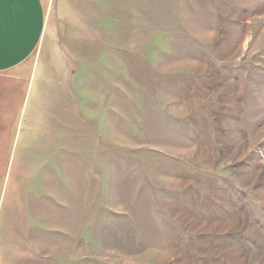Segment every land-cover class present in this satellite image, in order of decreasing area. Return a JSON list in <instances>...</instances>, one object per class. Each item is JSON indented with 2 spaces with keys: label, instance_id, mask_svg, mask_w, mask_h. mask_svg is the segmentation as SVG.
<instances>
[{
  "label": "rangeland",
  "instance_id": "374dc122",
  "mask_svg": "<svg viewBox=\"0 0 264 264\" xmlns=\"http://www.w3.org/2000/svg\"><path fill=\"white\" fill-rule=\"evenodd\" d=\"M42 1L0 264H264V0Z\"/></svg>",
  "mask_w": 264,
  "mask_h": 264
},
{
  "label": "crops",
  "instance_id": "0c3cea01",
  "mask_svg": "<svg viewBox=\"0 0 264 264\" xmlns=\"http://www.w3.org/2000/svg\"><path fill=\"white\" fill-rule=\"evenodd\" d=\"M45 28L42 0H0V202L2 175L36 115L37 70L30 62Z\"/></svg>",
  "mask_w": 264,
  "mask_h": 264
}]
</instances>
